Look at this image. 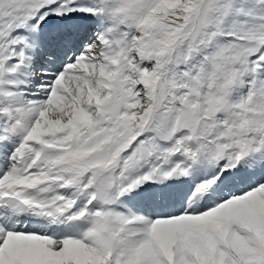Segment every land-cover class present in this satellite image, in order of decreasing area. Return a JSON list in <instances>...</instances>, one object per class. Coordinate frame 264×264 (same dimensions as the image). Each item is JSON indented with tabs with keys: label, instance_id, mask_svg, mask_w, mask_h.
<instances>
[{
	"label": "snow or ice",
	"instance_id": "obj_1",
	"mask_svg": "<svg viewBox=\"0 0 264 264\" xmlns=\"http://www.w3.org/2000/svg\"><path fill=\"white\" fill-rule=\"evenodd\" d=\"M0 264H264V0H0Z\"/></svg>",
	"mask_w": 264,
	"mask_h": 264
}]
</instances>
